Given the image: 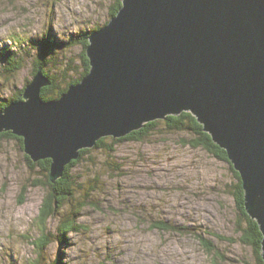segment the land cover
I'll return each instance as SVG.
<instances>
[{"label":"rangeland","instance_id":"rangeland-1","mask_svg":"<svg viewBox=\"0 0 264 264\" xmlns=\"http://www.w3.org/2000/svg\"><path fill=\"white\" fill-rule=\"evenodd\" d=\"M115 3L0 0V51L10 49L22 61L19 72L0 73V99H11L33 79L35 57L44 52L39 42L49 32L54 42L68 44L50 53L55 67L47 72L65 86L79 79L85 68L80 38L108 23ZM67 66L73 71L66 80L60 71ZM190 138L158 129L142 142L119 143L111 156L105 149L93 150L71 172L76 197L47 224L57 237L62 216L77 207L79 230L67 235L68 243L53 239L46 261L214 264L193 235L153 230L151 222L160 219L199 230L214 244L218 264H258L253 248L238 234L232 164L190 147L185 143ZM26 156L16 139L0 140V264H32L38 256L34 241L40 236L37 218L48 193L47 177L39 166L32 170Z\"/></svg>","mask_w":264,"mask_h":264},{"label":"water","instance_id":"water-1","mask_svg":"<svg viewBox=\"0 0 264 264\" xmlns=\"http://www.w3.org/2000/svg\"><path fill=\"white\" fill-rule=\"evenodd\" d=\"M88 41V74L45 101L40 68L0 111V134L51 160L56 183L99 140L190 112L239 173L264 262V0H122Z\"/></svg>","mask_w":264,"mask_h":264},{"label":"trees","instance_id":"trees-1","mask_svg":"<svg viewBox=\"0 0 264 264\" xmlns=\"http://www.w3.org/2000/svg\"><path fill=\"white\" fill-rule=\"evenodd\" d=\"M116 3L113 5L110 16L111 18L114 17L122 6V0H115ZM107 24V23H106ZM99 29L98 27L92 30L95 31ZM90 34V33H89ZM89 34H85L80 39L83 38L85 53L83 54L84 57V72L81 77L77 80H73L67 82L66 86L61 85L58 80V76L50 75L47 72V68L51 66L52 68L55 67V62L50 57V53L54 52L55 49L64 45V48L68 44V42H64L63 44L60 42H54L50 32L49 34L46 33L45 37L42 38L39 42L40 48L42 51L40 52L39 56L35 57L36 60L34 61L33 67V75L37 73V71L42 68L44 74L50 79L51 85L42 89L41 95L45 101L59 99L65 92L68 91L69 87L75 84H78L81 79L88 74L90 70L89 60L87 58L86 49L89 44L88 38ZM45 40L49 45L46 46ZM80 41V40H79ZM56 52V51H55ZM39 53V52H38ZM37 53V54H38ZM0 73L4 74H15L21 70L22 62L20 59L16 57L14 53L10 51V49H3L0 51ZM49 56V58H48ZM58 66V65H57ZM72 66H67V68H62L60 71V76L64 77V79H68L71 75L70 72L73 71ZM72 78V77H71ZM31 81V80H30ZM27 81L26 85L20 90L19 93L15 94L11 99H7L2 97L0 99V111H2L7 105H9L12 101H19L23 98V93L25 87L30 83ZM163 126V127H161ZM166 130L167 132H185L191 136L190 139L185 140V143L194 149H202L209 154L213 155L215 158L225 161L231 165L227 153L224 149L220 148L212 139L211 135L204 131L203 126L198 122L196 117L190 112H184L177 116H168L164 120H157L151 123L146 124L142 129L132 132L126 137L116 139L113 137H105L97 142L93 149H84L80 153L79 159L73 161L66 167L65 173L62 178H60L56 183H52L50 181V170H51V160L40 161L38 163L33 162L29 156H26L27 162L30 168L36 169L37 166L41 167V171L45 173L47 177L46 185L48 187V193L44 198L43 204L40 209V213L38 216V225L40 236L34 241L35 247L38 250L37 258L32 262V264H63L62 258L55 259L53 262H47L45 258V253L47 249L50 247V244L53 242V239L58 240L62 244L68 241V234L78 231L80 225L77 222L78 211L77 207L73 208L70 213H66V215L62 216L60 221V225L58 228V235L53 236L52 232H50L47 228L48 221L54 217L55 215L59 214V211L65 205V202L74 199L76 197V188L75 185L77 182L74 180L73 175L71 174L72 170L78 166L81 161L87 157L93 150H106L109 156L116 152V146L124 141H133V142H142L146 138L150 137L152 133L156 130ZM2 138H9V139H16L21 148L23 147V139L14 136L10 132H5L0 134V140ZM231 169L235 175L236 183L231 191V194L234 196L235 203L237 205L238 212L240 213V218L238 222V234L240 235V240L245 244L253 248L258 264H264L262 260V233L260 231L258 223L252 219L246 212L245 208V192L242 186V181L233 167ZM87 198H85L86 200ZM83 208L86 202L79 203ZM151 227L153 230H157L163 233L168 232H179L181 234H188L193 235V237L200 243L206 252L214 258V264H218L217 259H219V255L215 250L214 244L206 239L199 230L196 228L189 227L188 225L176 226L173 222H169L167 220H154L151 222ZM217 237H220L217 235ZM68 243V242H67Z\"/></svg>","mask_w":264,"mask_h":264}]
</instances>
